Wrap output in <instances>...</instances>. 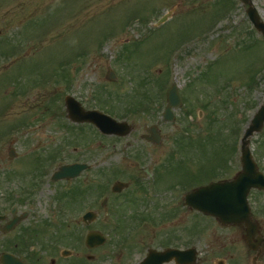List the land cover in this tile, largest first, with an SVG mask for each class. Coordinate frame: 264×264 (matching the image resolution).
Segmentation results:
<instances>
[{"label":"rangeland","instance_id":"374dc122","mask_svg":"<svg viewBox=\"0 0 264 264\" xmlns=\"http://www.w3.org/2000/svg\"><path fill=\"white\" fill-rule=\"evenodd\" d=\"M252 1L264 20V0ZM246 7L239 0H0V173L8 172L0 188L43 167L53 173L65 162L95 159L99 165L84 176L95 174L98 196L109 194L116 179L132 185L121 216L97 218L92 227L110 239L93 249L81 245V264H92L86 258L92 254L95 264H136L148 248L170 245L171 236L185 241V228L192 244L205 230V264L231 263L244 243L212 218L185 214L183 195L233 169L244 129L264 104V38ZM109 68L117 80H107ZM173 83L182 105L165 121ZM67 94L134 130L126 138L101 136L91 124L70 122ZM152 124L160 144L140 137ZM250 148L264 166V127L250 137ZM113 149L128 159L119 162ZM174 161L183 167L165 169ZM20 166L19 174L12 171ZM149 187L161 202L155 219L152 203L143 207ZM262 214L255 212L264 225Z\"/></svg>","mask_w":264,"mask_h":264},{"label":"flooded vegetation","instance_id":"af4514ba","mask_svg":"<svg viewBox=\"0 0 264 264\" xmlns=\"http://www.w3.org/2000/svg\"><path fill=\"white\" fill-rule=\"evenodd\" d=\"M143 132L145 133L141 134V138H145L143 135L146 134V131L144 130ZM130 146L131 142L128 140L123 145L126 149L130 148ZM112 151L118 155L119 162H125L128 159L127 153H117L116 149ZM142 151H140L142 156H145L144 153L146 152ZM240 157V149L237 148L234 152L233 161L236 164L233 169L227 175L216 177L213 180L231 179L237 175L241 169ZM74 162L87 163L89 168L77 177L57 181L51 180L52 171L49 173L47 170L46 173H43L45 167H43L41 172L34 171L28 177L22 176L11 180L12 184L9 188V193L5 198H0L6 200L0 204V258L3 253H10L19 258L23 264H81L82 251L80 246L86 247L85 236L96 229L92 226L97 218L101 215L106 218L122 215L123 210L128 205L124 192L132 185V181L116 179L128 182L127 187L116 193L110 189L109 194L105 192L98 196L102 189L97 187L98 182L95 174L90 173L92 177L84 175L95 169L99 163L95 159L89 161L81 158L67 163ZM176 163L177 161H174L173 164L169 163L170 166L165 169L183 167ZM257 166L264 173V166L259 160H257ZM20 168L21 166L12 169V171L18 173L17 170ZM143 172L149 177L152 174V171L147 167L143 168ZM99 179L101 178L99 177ZM202 184L205 183L200 182L197 186ZM105 185L106 190L109 184L106 183ZM24 192L25 194H23ZM146 193H151L152 197H146L150 201L143 205L144 210H149L151 207L150 203H152L154 215L162 213L159 211L161 202L154 199L156 197L155 191L149 187L147 192L144 191V194ZM28 195H32L36 201L28 199ZM8 201L7 206L3 205ZM123 204L125 207H123ZM183 206L186 209L185 214L196 212L206 219L212 218V222L219 224L223 229L235 232L231 236L237 235L236 238H239V241L244 243L243 247L238 249L240 253L233 258L231 263L224 259L219 260L217 264H264V225L255 216L256 210L257 212H264L263 190L252 189L248 193L251 221L242 220L235 224L225 225L211 216L186 207L184 203ZM89 212H92L94 217L84 223L82 216ZM163 221L169 220L164 218ZM250 223L252 224L250 225ZM247 230H249V235ZM181 232H184L185 235L187 234L183 238L185 241H182L181 238L174 239V236H171L169 239L166 238L169 240L170 245L160 249L156 248V250L195 248L196 258L193 264L210 263L208 256L205 259V256H201L202 252L200 251V240L205 230L200 232L199 238L195 240L194 244L191 243L193 236L190 231L185 228ZM166 239L163 242H167ZM182 242H185V244L183 245ZM148 249L145 251L144 256H146ZM242 251H244L245 255L241 253ZM86 258L90 262L92 261V264H95L94 260L96 257L94 254L92 256L88 255ZM164 264L176 263L172 260Z\"/></svg>","mask_w":264,"mask_h":264},{"label":"water","instance_id":"95a60500","mask_svg":"<svg viewBox=\"0 0 264 264\" xmlns=\"http://www.w3.org/2000/svg\"><path fill=\"white\" fill-rule=\"evenodd\" d=\"M244 4H248L246 13L256 27V29L264 35V22L260 20V16L252 6L251 0H241ZM112 77V75L110 76ZM168 103L163 112V117L165 120H173L174 116L171 111L173 107L180 105V99L177 92L176 85H172L167 93ZM68 117L74 122H91L96 125L102 132L107 134H117V135H126L130 132L131 126L126 122H118L111 117L104 115L98 111H85L80 107V103L74 100L72 97L67 96L65 99ZM264 124V104L256 112L252 118L249 126L247 127L244 136H243V146H242V165L243 172L240 173L233 181L225 183H212L203 187L198 188L196 191L188 194L186 196V201L188 203L194 198V194L203 196L205 195V201L203 204L195 205L198 209L210 213L214 216H219L220 219H223L222 214L229 215L233 218V221H236L237 217H241L243 213H238L239 211L246 210V196L248 191L252 187L264 188V177L255 169V165L251 160V156L248 148V137L251 136L254 132H258L262 129ZM149 132L152 134L149 140H152L156 143L160 142V134L156 126H151ZM13 153V152H11ZM10 153V154H11ZM85 166L83 165H70L62 167L58 172L55 173L54 179H59L67 176L69 173L76 175L82 170ZM126 184L119 183L114 187V190H120ZM239 186V190L235 192V188ZM238 188V187H237ZM232 194V195H230ZM208 200V201H206ZM244 215H247L245 212ZM92 239V245L99 244L102 242V238L99 235L89 236L88 242ZM185 252V251H184ZM164 253H161L160 256H163ZM175 253L170 252V255L173 256ZM153 258V254H149ZM170 256V257H171ZM148 258V257H147ZM147 259L146 261H148ZM169 259V258H168ZM146 261L141 262L140 264H145ZM2 264H20L17 259L5 255L1 258Z\"/></svg>","mask_w":264,"mask_h":264}]
</instances>
